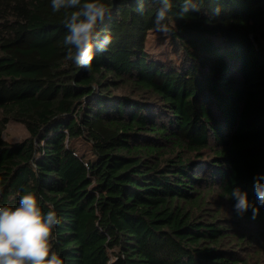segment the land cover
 <instances>
[{
  "label": "trees",
  "instance_id": "obj_1",
  "mask_svg": "<svg viewBox=\"0 0 264 264\" xmlns=\"http://www.w3.org/2000/svg\"><path fill=\"white\" fill-rule=\"evenodd\" d=\"M103 2L113 43L89 71L51 0H0V207L27 189L54 209L64 264H261L247 250L264 244V0H200L184 17L172 0L170 63L147 47L151 0L142 16L137 0ZM10 121L27 138L5 140Z\"/></svg>",
  "mask_w": 264,
  "mask_h": 264
},
{
  "label": "clouds",
  "instance_id": "obj_2",
  "mask_svg": "<svg viewBox=\"0 0 264 264\" xmlns=\"http://www.w3.org/2000/svg\"><path fill=\"white\" fill-rule=\"evenodd\" d=\"M156 5L153 20L157 32L168 36L172 32L169 15L173 9L172 0H151ZM136 12L145 13V0H137ZM53 13L64 11V26L67 29L63 45L67 58L75 65L91 70L94 48L105 52L113 43V37L105 32L98 33L111 9L103 0H51ZM200 0L192 4L183 0L178 16L184 17L190 12H199ZM221 9H212V15H219ZM254 192L257 201L264 206V177L257 176ZM230 198L235 201L234 209L239 216L251 210L254 220L259 209L249 202L246 192L235 188ZM61 223V217L54 209L43 211L35 193L27 189L18 198V206L0 207V264H64V260L54 250L56 237L54 230Z\"/></svg>",
  "mask_w": 264,
  "mask_h": 264
},
{
  "label": "rangeland",
  "instance_id": "obj_3",
  "mask_svg": "<svg viewBox=\"0 0 264 264\" xmlns=\"http://www.w3.org/2000/svg\"><path fill=\"white\" fill-rule=\"evenodd\" d=\"M147 47L152 54L153 58L160 59L163 62H177L179 56L174 52L172 45L170 44L167 36L157 32L156 30L151 32L147 41ZM28 132L25 126L17 121H10L7 125L6 130L4 131L3 137L9 142H19L27 138ZM208 199L211 203H214L217 207L224 210H229L227 202L217 194L208 196ZM261 241H254L252 246H249L247 250L251 254L254 260L259 259L261 264H264V244L261 245ZM248 246V244H245ZM250 247L253 249H250Z\"/></svg>",
  "mask_w": 264,
  "mask_h": 264
}]
</instances>
